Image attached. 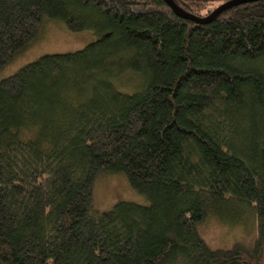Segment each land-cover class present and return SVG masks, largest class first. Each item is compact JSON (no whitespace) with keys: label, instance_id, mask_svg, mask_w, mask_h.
Instances as JSON below:
<instances>
[{"label":"trees","instance_id":"16d2710c","mask_svg":"<svg viewBox=\"0 0 264 264\" xmlns=\"http://www.w3.org/2000/svg\"><path fill=\"white\" fill-rule=\"evenodd\" d=\"M48 21L97 41L0 81V264H264V1L0 0V71ZM116 174L149 206L93 217Z\"/></svg>","mask_w":264,"mask_h":264},{"label":"rangeland","instance_id":"374dc122","mask_svg":"<svg viewBox=\"0 0 264 264\" xmlns=\"http://www.w3.org/2000/svg\"><path fill=\"white\" fill-rule=\"evenodd\" d=\"M42 33L34 43L21 52L14 60L0 71V81L16 74L25 65L44 55L74 53L90 43L97 41L92 31L71 33L60 22H45ZM125 83L121 85L124 86ZM119 91L123 89L118 87ZM92 214L105 213L114 208L117 202L149 206V201L135 193L122 174L105 175L94 182ZM256 226V223L253 225ZM204 234L207 243L213 248H230L236 241H248V233L243 227L227 226L223 223L210 222ZM247 233V234H246Z\"/></svg>","mask_w":264,"mask_h":264},{"label":"water","instance_id":"95a60500","mask_svg":"<svg viewBox=\"0 0 264 264\" xmlns=\"http://www.w3.org/2000/svg\"><path fill=\"white\" fill-rule=\"evenodd\" d=\"M164 3H166L173 14L177 15L178 17L189 20L194 22L195 24H209L213 19L220 16L221 13H223L226 10L231 9L232 7L243 5L245 3L254 2V1H264V0H231L225 3H222L219 7L215 8L213 11H211L210 15L206 17H196L190 13H185L182 9H180L175 3H173L171 0H163Z\"/></svg>","mask_w":264,"mask_h":264}]
</instances>
